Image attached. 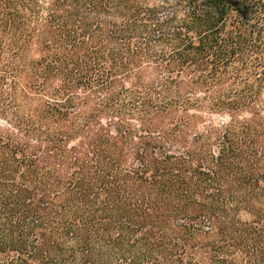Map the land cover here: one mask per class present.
<instances>
[{"label": "trees", "instance_id": "16d2710c", "mask_svg": "<svg viewBox=\"0 0 264 264\" xmlns=\"http://www.w3.org/2000/svg\"><path fill=\"white\" fill-rule=\"evenodd\" d=\"M158 1L0 0V264H264V43Z\"/></svg>", "mask_w": 264, "mask_h": 264}, {"label": "rangeland", "instance_id": "374dc122", "mask_svg": "<svg viewBox=\"0 0 264 264\" xmlns=\"http://www.w3.org/2000/svg\"><path fill=\"white\" fill-rule=\"evenodd\" d=\"M44 6L43 11L50 8L51 0H39ZM173 3H177L178 0H172ZM163 4L162 0H159ZM203 0H186V12L192 10V8L202 5ZM185 4V3H184ZM183 4V5H184ZM228 19L225 23L227 29H233L248 33V37L252 38V41H258L264 43V11L262 9L253 12L249 16L248 20H244L241 15L236 12L227 11ZM220 119V117H216Z\"/></svg>", "mask_w": 264, "mask_h": 264}, {"label": "flooded vegetation", "instance_id": "af4514ba", "mask_svg": "<svg viewBox=\"0 0 264 264\" xmlns=\"http://www.w3.org/2000/svg\"><path fill=\"white\" fill-rule=\"evenodd\" d=\"M208 1L214 0H203L202 4ZM223 2L222 7L228 11L236 12L241 15L244 20H248L249 16L253 12L262 9L264 11V0H221Z\"/></svg>", "mask_w": 264, "mask_h": 264}]
</instances>
